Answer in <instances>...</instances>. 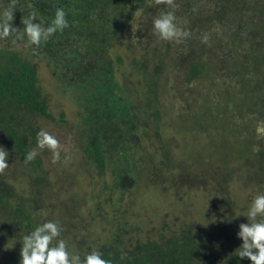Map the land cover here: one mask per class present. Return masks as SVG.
Listing matches in <instances>:
<instances>
[{"label": "trees", "instance_id": "trees-1", "mask_svg": "<svg viewBox=\"0 0 264 264\" xmlns=\"http://www.w3.org/2000/svg\"><path fill=\"white\" fill-rule=\"evenodd\" d=\"M149 2L0 0V15L9 9L13 11L12 24H17V28H23L22 21L33 15L35 22L47 27L54 18L55 9L59 7L64 8L70 25L39 47L32 46V52L27 55L22 52H0V148L9 153V167L19 162L18 167L25 169L24 174L32 190L30 194H21L19 185L12 181L9 167L0 174V264H19L20 240L46 220L61 224V237L66 241L76 238L73 229L75 222L70 223L68 231L60 220L48 217V213L52 214L49 209L54 203L48 204L47 201L49 174L44 169L41 155L31 163L23 162L25 154L36 148V134L40 129L38 119L52 118L50 97L40 86L39 64L34 57L42 62L47 61L55 75L52 74L53 77L58 76V80L71 75L72 86L77 74H83L76 84L81 88L77 102L82 110L78 113L77 126L80 128L84 164L96 179L104 183L105 199L94 210L102 217L96 219L98 224L109 230L106 242L100 244L99 250L105 259H109L111 264H251L247 259L241 260L235 255L242 241L237 238L236 215L231 210L224 222L211 224V235L210 232L203 234L194 226H189L180 234L169 237L160 235L159 239H148L147 242L136 240L132 235L135 233L133 215L126 207L125 200L142 177L141 172L135 169L138 167V153L148 152V178L152 186L160 185L169 191L165 179L163 183L157 181L169 176L173 180L172 187L178 193L179 183L176 169L180 164L175 161L171 141L164 138L163 66L159 65L163 63L164 56L154 66L155 70H149L150 61L146 57L139 61L135 58L132 60L133 66L143 71L136 85V98L143 101V108L132 101L134 90L124 87L116 78L117 69L126 65V57L117 50V47L125 44L121 37L128 33L126 25L143 8L146 15H158V6L153 7L154 2L152 5ZM16 37L20 36L16 34ZM4 40L9 43L13 37ZM191 42L194 45L188 49L192 60L187 68V81L202 83L207 69L212 70L218 64L217 71H221L231 65L235 86L229 88L227 108L218 105L222 103L218 102L216 112L222 117L230 116L226 112L235 103L234 100H238L239 112L232 116L243 115L248 126L255 125L257 129L259 121L264 120V112L261 111V106H264V52L260 49L248 51L241 59L240 56L234 58L220 53L212 57L209 55L211 42L210 46L202 44L200 39L194 38ZM208 104L207 108H210L212 104ZM142 109L148 110L147 113L142 114ZM206 113L212 111L200 114ZM61 117V122H66L64 113ZM254 132L251 134L258 136L257 131ZM260 141L264 142V138ZM254 144L255 139H252L250 145ZM259 153L263 154L264 148ZM193 180L198 186L202 183L199 179ZM204 182L208 183L207 180ZM219 191L223 202L231 208L232 199L227 189L224 187ZM103 209L108 211L107 215L101 214Z\"/></svg>", "mask_w": 264, "mask_h": 264}, {"label": "rangeland", "instance_id": "rangeland-1", "mask_svg": "<svg viewBox=\"0 0 264 264\" xmlns=\"http://www.w3.org/2000/svg\"><path fill=\"white\" fill-rule=\"evenodd\" d=\"M152 3L150 5L153 7L158 6V15L161 11L168 10L164 4H157L155 0ZM175 3L178 24L192 32L185 43L177 45L160 41L152 33V21L158 15H146L143 8L126 25L128 33L121 37L125 42L124 46L117 47L126 57V65L117 69L116 78L124 87L134 90L131 99L139 103L140 108L145 104L136 98V85L141 80L143 71L133 66L132 60L135 58L139 61L146 57L150 61L149 70H155L154 66L164 56L163 63H159L163 66L161 82L164 86V138L171 141L175 161L180 164L179 169H176L178 193L172 187L173 180L169 176L157 180H166L169 188L166 191L160 185L150 184L148 152L138 153V167L135 169L141 172L142 177L135 190L128 194L125 203L133 215L135 233L132 235L141 242L159 239L160 235L169 237L180 234L189 226L202 230L203 234L210 232L211 235V226L224 222L231 211H235L239 231L240 224L248 222L242 215L252 198L258 192H264V153H259L264 148V142L260 141L264 138V120L259 121L256 129L255 125L248 126L243 115L232 116L239 112L238 100H234L235 103L226 112L230 116L222 117L216 112L218 102H222L218 105L222 104L225 108L229 104V88L235 86L231 77L233 67L227 65L223 70L217 71L219 65L216 64L212 70L207 69V76L202 79V83L197 80L192 83L187 81V68L192 60L188 49L194 45L191 40H199L203 33H210L212 48L209 49V55L212 57L220 53L234 58L240 56L241 59L248 51L260 49L264 52V0H175ZM13 26L18 27L17 24ZM17 29L21 31L9 36L13 37V41H0V52H22L25 55L32 52V46L23 36V28ZM16 34L21 38L16 37ZM34 61L39 64L40 86L50 97L52 114L51 119H38L39 131H49L60 144V160L55 164L52 163L50 151L40 150L44 169L49 174L47 201L48 204L54 203L49 209L52 214L48 213V217L60 220L65 230L70 229V223L75 222L73 229L76 238L67 240V243L70 252H79L83 257L88 252L100 250V244L106 242L109 232L106 227L98 224L96 219L100 220L102 217L94 210L105 199L104 183L101 179H96L85 166L80 145V128L77 122L78 113L82 110L77 100L81 88L76 84L77 80L83 78V74H77L72 86L71 75L58 80V76L57 79L54 78L47 61L42 62L35 57ZM208 102L212 104L214 111L211 107L207 108ZM210 111L212 113L200 114ZM261 111L264 112V106H261ZM62 113L66 116V122H61ZM188 116L190 117L185 120ZM252 131H257L258 136L251 134ZM252 139H255L253 146L250 145ZM18 165L19 162L10 166L9 174L13 176L12 181L16 186L19 185L21 194H30L32 190L24 174L25 169ZM193 179H199L202 183L198 186ZM204 180L208 183L205 184ZM224 187L232 199L231 208L223 202L219 191ZM107 213L105 209L101 211L102 215Z\"/></svg>", "mask_w": 264, "mask_h": 264}, {"label": "clouds", "instance_id": "clouds-1", "mask_svg": "<svg viewBox=\"0 0 264 264\" xmlns=\"http://www.w3.org/2000/svg\"><path fill=\"white\" fill-rule=\"evenodd\" d=\"M157 4H164L168 10L161 13L152 21V33L162 42H171L177 45L185 43L192 32L178 24L175 0H155ZM11 10L0 15V40L7 39L18 30L13 26ZM23 36L31 46L39 47L58 32L68 28L69 21L63 7L55 9L54 18L47 27L35 22V16H29L22 21ZM210 33H203L200 42L210 46ZM16 42V41H14ZM47 149L52 153V163L60 160V144L57 138L45 129L36 134V148L28 151L23 162L28 164L36 159L40 150ZM9 153L0 148V174L9 167ZM248 222L240 224L237 238L242 241L236 249L235 255L241 260L247 259L251 264H264V192H258L251 200L245 213L242 215ZM63 229L55 220H46L29 231L20 240L19 264H111L105 259L102 252L93 250L81 256L79 252H70L67 241L61 237Z\"/></svg>", "mask_w": 264, "mask_h": 264}]
</instances>
